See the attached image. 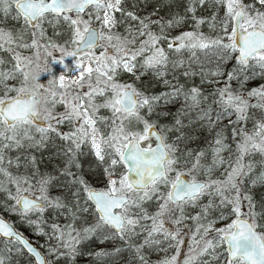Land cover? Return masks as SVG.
<instances>
[{
    "label": "snow or ice",
    "instance_id": "obj_1",
    "mask_svg": "<svg viewBox=\"0 0 264 264\" xmlns=\"http://www.w3.org/2000/svg\"><path fill=\"white\" fill-rule=\"evenodd\" d=\"M0 194V264H264V0H0Z\"/></svg>",
    "mask_w": 264,
    "mask_h": 264
},
{
    "label": "trees",
    "instance_id": "obj_2",
    "mask_svg": "<svg viewBox=\"0 0 264 264\" xmlns=\"http://www.w3.org/2000/svg\"><path fill=\"white\" fill-rule=\"evenodd\" d=\"M13 24V23H15L14 21H8V25H10V24ZM187 28H188V26L186 25L184 28H178V29H176L174 32H173V35H176V34H178L179 32H181V31H184V30H187ZM206 30V29H205ZM67 64H69L70 66H71V61H69ZM57 70H60V66H58V65H56V66H54V68H53V71H54V74H55V72L57 71ZM47 76H45V77H41V80H42V82H47L46 80H47ZM129 79V76L128 75H124V76H122L121 77V79ZM144 79V81L145 82H147L148 81V77H144L143 78ZM10 83H15V82H10ZM261 83V81L260 80H255V81H253V82H251L249 85H248V87L249 88H251V87H255V86H257L258 84H260ZM150 91H152V92H160L161 91V88L159 87V86H156V87H154V88H150ZM58 110H62L61 109V107L60 106H58ZM175 110V108L173 107L172 109H171V111H174ZM151 119H156V116L155 115H153L152 117H151ZM170 120H171V117H161L160 118V123L161 124H168L169 122H170ZM198 144H200V145H202L203 144V139H201L200 141H198L197 142ZM193 147H195L196 145L194 144V145H192ZM91 162V157H89L88 159H85L84 160V164H85V166H87L89 163ZM51 167H52V165H51V163H48L47 162V160H45V162L43 163V164H41V168L43 169V168H48V169H51ZM260 195H261V193L260 192H257V199H259L260 198ZM0 198H3L2 197V194H0ZM191 211H193V212H195V210L193 209V210H191ZM0 215L1 216H3V217H5L10 223H12L21 233H23L24 235H27V236H29V237H32V238H34L36 235H34L33 234V231H32V229L31 228H29L25 223H23L22 221H21V219L18 217V216H15V215H10L7 211H4L3 209H0ZM47 215H49V216H51L52 215V213H48ZM87 247L89 248V249H96V248H99V247H111V245L110 244H108V245H98L94 240L93 241H90L89 242V244L87 245ZM162 254V253H161ZM160 254V255H161ZM129 256H130V254L129 253H125L124 254V260L125 261H127L128 259H129ZM160 257L157 255V254H155V253H153L152 255H151V259L153 260V261H156V260H158ZM87 261H88V258H81L80 260H79V262H78V264H87ZM18 262H19V264H29V258L27 257V256H24V257H19L18 258Z\"/></svg>",
    "mask_w": 264,
    "mask_h": 264
},
{
    "label": "rangeland",
    "instance_id": "obj_3",
    "mask_svg": "<svg viewBox=\"0 0 264 264\" xmlns=\"http://www.w3.org/2000/svg\"><path fill=\"white\" fill-rule=\"evenodd\" d=\"M14 24V23H13ZM10 25H12V23L10 24ZM9 25V26H10ZM51 31V30H50ZM69 61H67L66 60V63H68ZM60 70H63V69H61V67H60ZM57 72V71H56ZM56 72H55V74H56ZM68 74H70V73H68ZM128 79V78H127ZM126 78H125V80H127ZM28 239H30L34 244H36L37 246H39L40 244H42L43 242H44V238L43 237H38V236H35L34 238H32V237H29V236H27V235H25ZM163 255V253L161 254V256ZM18 264H19V262H18Z\"/></svg>",
    "mask_w": 264,
    "mask_h": 264
},
{
    "label": "clouds",
    "instance_id": "obj_4",
    "mask_svg": "<svg viewBox=\"0 0 264 264\" xmlns=\"http://www.w3.org/2000/svg\"><path fill=\"white\" fill-rule=\"evenodd\" d=\"M49 110V106L46 103H41L40 105H38L34 111L39 112V114L42 116L46 115L47 112Z\"/></svg>",
    "mask_w": 264,
    "mask_h": 264
},
{
    "label": "water",
    "instance_id": "obj_5",
    "mask_svg": "<svg viewBox=\"0 0 264 264\" xmlns=\"http://www.w3.org/2000/svg\"><path fill=\"white\" fill-rule=\"evenodd\" d=\"M0 217H3V216L0 215ZM3 218L6 219L5 217H3ZM6 220H7V219H6ZM7 221H8V220H7ZM25 237H26V236H25ZM26 238H27V237H26Z\"/></svg>",
    "mask_w": 264,
    "mask_h": 264
},
{
    "label": "built area",
    "instance_id": "obj_6",
    "mask_svg": "<svg viewBox=\"0 0 264 264\" xmlns=\"http://www.w3.org/2000/svg\"><path fill=\"white\" fill-rule=\"evenodd\" d=\"M59 74H63V73H59ZM59 74H58V75H59Z\"/></svg>",
    "mask_w": 264,
    "mask_h": 264
}]
</instances>
